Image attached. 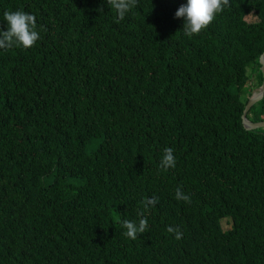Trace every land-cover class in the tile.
<instances>
[{
    "label": "trees",
    "instance_id": "obj_1",
    "mask_svg": "<svg viewBox=\"0 0 264 264\" xmlns=\"http://www.w3.org/2000/svg\"><path fill=\"white\" fill-rule=\"evenodd\" d=\"M186 3L138 0L117 23L106 0H0V26L21 10L40 33L0 49V264H264V126L241 122L264 0H230L191 38ZM246 115L264 119V94Z\"/></svg>",
    "mask_w": 264,
    "mask_h": 264
},
{
    "label": "clouds",
    "instance_id": "obj_2",
    "mask_svg": "<svg viewBox=\"0 0 264 264\" xmlns=\"http://www.w3.org/2000/svg\"><path fill=\"white\" fill-rule=\"evenodd\" d=\"M107 4L115 9L117 13L116 22L124 20L127 13L138 4V0H106ZM230 4V0H187L175 12L176 18H183L184 34L191 38L193 35H199L208 28L216 19L217 14L221 13L225 6ZM4 21L7 22V28L0 26V49H11L13 47L32 48L40 39V33L37 30V20L33 14L21 10L5 11ZM161 167L166 171L169 168H175L176 158L173 149L168 147L164 149V155L160 162ZM175 197L186 203H191V197L186 195L180 187L176 189ZM143 210L147 212L151 207L159 203L158 197L146 198L143 202ZM141 218L136 223L130 220H123L122 227L126 229L123 234L132 239L146 233L148 230V221L143 212L137 214ZM169 233H174L175 239H182L183 233L179 227L169 226Z\"/></svg>",
    "mask_w": 264,
    "mask_h": 264
},
{
    "label": "water",
    "instance_id": "obj_3",
    "mask_svg": "<svg viewBox=\"0 0 264 264\" xmlns=\"http://www.w3.org/2000/svg\"><path fill=\"white\" fill-rule=\"evenodd\" d=\"M258 61L260 63V70L262 72L263 79H262L260 85H258L257 87H255V89H253L251 91V93L249 94V96H248V98L244 104V107L242 109L241 122H242V125L245 129H256L258 127L264 126V119L251 120L246 115L249 107L254 102L259 100L264 94V50L259 55Z\"/></svg>",
    "mask_w": 264,
    "mask_h": 264
},
{
    "label": "rangeland",
    "instance_id": "obj_4",
    "mask_svg": "<svg viewBox=\"0 0 264 264\" xmlns=\"http://www.w3.org/2000/svg\"><path fill=\"white\" fill-rule=\"evenodd\" d=\"M245 18H246L247 20H249V21H254V20L257 19V17H256V15L254 14V12H250V13H248V14L245 16ZM249 84H251V91H252L253 89H255V86H254V84H253V82H252V79L249 80ZM241 96H242V97L245 96V93L243 92V93L241 94ZM230 223H231L230 216H224V217L221 218V224H222V227H223V228H228V227L230 226Z\"/></svg>",
    "mask_w": 264,
    "mask_h": 264
}]
</instances>
